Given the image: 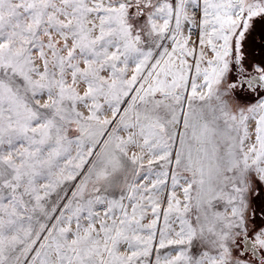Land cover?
Instances as JSON below:
<instances>
[{
    "label": "snow or ice",
    "instance_id": "1",
    "mask_svg": "<svg viewBox=\"0 0 264 264\" xmlns=\"http://www.w3.org/2000/svg\"><path fill=\"white\" fill-rule=\"evenodd\" d=\"M257 17L264 0H0V264H144L156 161L176 169L158 247H189L155 264H264V66L241 44Z\"/></svg>",
    "mask_w": 264,
    "mask_h": 264
},
{
    "label": "rangeland",
    "instance_id": "2",
    "mask_svg": "<svg viewBox=\"0 0 264 264\" xmlns=\"http://www.w3.org/2000/svg\"><path fill=\"white\" fill-rule=\"evenodd\" d=\"M201 16H202V12L198 18V21L201 19ZM184 30H185V34L187 35L189 33V24L188 23L184 24ZM199 31H200V27H199ZM196 41L198 42V38ZM197 103H199V102H197ZM126 104H127V99H125L124 104L121 105V109H123ZM109 119H111L110 115H109ZM115 124H116V120H112L111 124L104 126L106 128V131H104V133L98 137L99 143H97V145H96L97 149H99L101 147L103 140L107 137L108 132L111 131V129L113 128V126ZM177 129L178 130H177V136H176V147H174L172 150V158L173 159L175 158L177 148L179 147L180 134L184 132L182 122L180 125H177ZM150 167H151V173L148 172L149 165L145 164L144 168L139 171L138 178L142 180L144 177L147 176L150 181L156 180V179H162V180H165V183L158 185V188L163 189V193L159 197L161 203H160V207H159V219L157 220L156 227H155L156 237H155V240L153 241V245H152V249H151L150 254L147 257H142L144 264H155L157 255H159L160 257H164L167 254H174L177 250H179L181 248L189 247L187 245H169V246L162 248V249L158 247V243H159V239H160V233H161V231L165 230L164 213L167 210L168 198H169L171 191H172V189H171V176H172L173 172L176 171V169H175L174 165L164 166L163 161H156ZM85 168H87V165H85ZM163 172H167L168 176L163 177V176L159 175L160 173H163ZM82 174L83 173H81V175ZM179 174H180L181 178L188 177L189 179H191V175H192L190 172H185L183 170H181ZM119 178H122V177H119ZM128 178H129V180L132 179L130 171L128 173ZM79 180H80V176L78 175L75 180L67 181L64 185H62L61 188L54 191L52 193L49 201H48L47 207L50 209L53 206V204H62L64 199H66V197H62L61 194L67 193L70 195L71 192L74 190V185ZM181 182H183V180ZM177 196L182 199V191L178 190ZM218 208L222 209V205H218ZM57 212H59V207L57 208ZM152 216H153V214L151 212H149L147 214L145 220L143 221V223H145V224L149 223L151 221ZM40 220L42 223H47L49 225L52 222V221L46 220L43 216L40 217ZM174 221H175V214L173 213V214H170V216H169V231L172 232V234H174V230L179 229V224L175 223ZM41 235L43 236L44 233H41ZM38 243L39 242H37V247H38ZM35 250L36 249L34 248L32 252L27 254L29 261L31 260L32 256L34 255ZM199 252H200V246H199L198 242L194 241L193 244L190 246V254L193 256H198ZM21 264H26L23 257L21 258Z\"/></svg>",
    "mask_w": 264,
    "mask_h": 264
},
{
    "label": "flooded vegetation",
    "instance_id": "3",
    "mask_svg": "<svg viewBox=\"0 0 264 264\" xmlns=\"http://www.w3.org/2000/svg\"><path fill=\"white\" fill-rule=\"evenodd\" d=\"M246 66H264V17L254 18L241 42ZM258 202V201H257Z\"/></svg>",
    "mask_w": 264,
    "mask_h": 264
},
{
    "label": "built area",
    "instance_id": "4",
    "mask_svg": "<svg viewBox=\"0 0 264 264\" xmlns=\"http://www.w3.org/2000/svg\"><path fill=\"white\" fill-rule=\"evenodd\" d=\"M200 14H201V11L198 9V10L196 11L197 20H198ZM189 32H190L191 35H192V39H193V38L197 39L198 36H199V32H200V31H199V26H197V27H193V26H191V25L189 24Z\"/></svg>",
    "mask_w": 264,
    "mask_h": 264
},
{
    "label": "bare ground",
    "instance_id": "5",
    "mask_svg": "<svg viewBox=\"0 0 264 264\" xmlns=\"http://www.w3.org/2000/svg\"><path fill=\"white\" fill-rule=\"evenodd\" d=\"M193 40H197V39L193 38ZM249 130H250V135L252 137V140H254V137H255V122L254 121L249 122Z\"/></svg>",
    "mask_w": 264,
    "mask_h": 264
}]
</instances>
